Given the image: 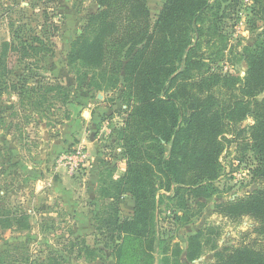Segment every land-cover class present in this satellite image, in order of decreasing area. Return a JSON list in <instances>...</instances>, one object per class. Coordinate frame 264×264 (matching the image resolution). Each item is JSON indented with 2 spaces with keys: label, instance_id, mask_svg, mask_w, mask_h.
Here are the masks:
<instances>
[{
  "label": "trees",
  "instance_id": "obj_1",
  "mask_svg": "<svg viewBox=\"0 0 264 264\" xmlns=\"http://www.w3.org/2000/svg\"><path fill=\"white\" fill-rule=\"evenodd\" d=\"M97 4L98 11L88 16L83 32L71 43L67 60L78 67L79 88L121 92L123 108L118 113L124 119L117 141L126 171L109 184L101 181L99 200L110 203L96 214L100 228L122 253L135 245L138 264H156V253L162 264H181L182 249L170 253L167 241L158 236L162 205L175 202L178 209L189 212V199L212 197L222 175L223 153L232 143L247 139L244 145L251 153L259 188L217 205L216 210L233 221L250 218L257 239L247 243L245 238L237 246L217 250L213 264H264V0H254L252 10L251 28L261 30L256 42L238 53L247 66L244 77L237 70L217 71L228 62V21L241 0H166L155 21L147 0H97ZM56 25L51 23V34L46 30L32 39L16 38L17 45L3 43L0 85L12 72L11 50L22 59L54 53L50 41L59 31ZM19 85L10 87L18 91ZM26 85L23 78L20 88ZM33 90L20 94H38V107L49 104L47 91L63 92L56 98L65 107L74 103L71 90L60 84L38 82V92ZM248 120L252 123L245 124ZM124 196L134 202L131 218L119 215ZM27 220L28 215L21 213L10 214L5 222L22 230L30 227ZM203 239V231L189 238V262L202 256ZM77 244L79 257L85 252L96 258L85 239H77Z\"/></svg>",
  "mask_w": 264,
  "mask_h": 264
},
{
  "label": "rangeland",
  "instance_id": "obj_2",
  "mask_svg": "<svg viewBox=\"0 0 264 264\" xmlns=\"http://www.w3.org/2000/svg\"><path fill=\"white\" fill-rule=\"evenodd\" d=\"M165 1L147 0L153 21ZM253 7L254 0H241L235 17L228 21V62L221 64L217 71L234 74L237 70L241 77L246 75L247 66L238 53H242L245 47H252L257 33L261 31L251 28ZM98 9L97 0H0V53L4 42L17 45L20 40L16 41V38L32 39L46 30H52L51 34L52 22L59 29L50 41L53 43L52 55L22 59L20 53L11 50L8 69L12 72L0 85V264H138L134 256L135 245H130L123 253L118 251L116 242L106 234V229L100 228L96 214L92 215L89 223L82 220L83 227H91L92 233H81L77 228L81 221L63 207V198L58 196L54 186L55 180L75 187L77 195H82L79 198L82 201L78 204L82 213H102L104 206L106 208L110 203L102 199L94 205L87 198L84 180L88 178V168L72 176L60 164L64 153L80 147L69 146L65 152L51 158L45 155L48 145L44 141L61 140L67 118L70 113L74 115L73 107L82 109L88 105L91 96L95 100L98 94L78 87L75 75L78 67L68 64L67 60L71 43L83 32L88 16ZM23 78L27 82L24 89L20 88ZM18 82L20 85L15 91L10 86ZM38 82L42 86L63 85L71 90L70 97L74 103L65 107L56 98L63 92L47 91L44 95L51 97L49 104L38 107V94L28 93V100L26 95L20 94L33 89L38 92ZM104 94L108 96L110 105L114 106L106 115L110 117L116 114L119 120L112 123L110 132L104 135L102 153L106 159L121 160L122 148L117 141L124 119L118 113L123 108L121 92L118 90ZM107 96L102 99L106 101ZM261 97H264V93ZM250 123L252 120L245 124ZM246 142L247 139L243 143H232L223 153V171L215 183L217 192L212 197L189 199V212L178 209L175 202L167 201L162 205L158 236L167 241L170 253L178 247L182 249L181 264H213L217 250L237 246L245 238L247 243L257 239L252 234L254 222L250 218L233 221L216 210L217 205L244 197L259 188L253 177L254 162L244 145ZM109 170L101 178L106 184L118 179ZM123 199L119 215L123 219L131 218L132 207L128 198L125 201ZM21 213L28 215L30 227L22 230L16 226L8 227L5 219L10 214L16 216ZM200 231L204 232L205 244L202 256L189 262L186 259L189 238ZM79 238L85 239L86 246L94 250L95 259L92 260L85 252L79 257ZM155 255L158 256L156 264H162V256L158 253Z\"/></svg>",
  "mask_w": 264,
  "mask_h": 264
},
{
  "label": "crops",
  "instance_id": "obj_3",
  "mask_svg": "<svg viewBox=\"0 0 264 264\" xmlns=\"http://www.w3.org/2000/svg\"><path fill=\"white\" fill-rule=\"evenodd\" d=\"M104 96L107 95L104 93H98L96 94L95 100L93 96H91L88 105H84L82 109H76V106L73 107L72 112H74V115H72L70 119L66 120L67 122L65 126L62 128L61 140L51 139L44 141V144L48 145V149L45 150V155L48 156V158H51L60 152H65L69 146L80 147L87 152L90 158L89 165L87 167L89 174H87L88 178L84 180V191L85 193L87 192V198H89V201L94 205L99 204L100 201L98 191L104 172H107V170L110 169L109 171L119 177L124 175L126 171V161L124 157H121V160L117 158L108 159L107 157V160L104 158V154L102 153L101 144L104 142V135L108 131L110 132L112 123L119 120L116 114H113V116L110 117L106 115L111 112V108H114V106H112V104L110 105L108 96L106 101H104V99H102ZM53 182L58 196L63 198L62 201L65 211L73 217H77L78 220L81 221L77 227L78 230H80L79 232L92 233L91 227H85L88 229L83 227L84 225L82 220H84L85 223H89L92 219V215L97 213L93 211H90L89 214L88 212L82 213V208L78 206V204L82 201L79 199L82 195H77L76 188H71L70 186L60 182V180H55ZM126 199L130 203V206L132 207L131 210L133 212V201L128 196L124 197L123 201Z\"/></svg>",
  "mask_w": 264,
  "mask_h": 264
},
{
  "label": "built area",
  "instance_id": "obj_4",
  "mask_svg": "<svg viewBox=\"0 0 264 264\" xmlns=\"http://www.w3.org/2000/svg\"><path fill=\"white\" fill-rule=\"evenodd\" d=\"M89 160L87 152L83 148H78L72 152L64 153L60 159V164L66 167L70 175L74 176L88 167Z\"/></svg>",
  "mask_w": 264,
  "mask_h": 264
}]
</instances>
